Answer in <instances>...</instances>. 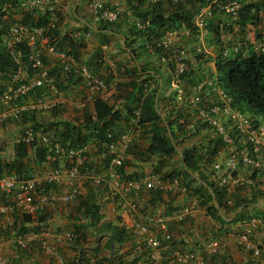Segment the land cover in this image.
I'll return each mask as SVG.
<instances>
[{
	"label": "built area",
	"instance_id": "obj_1",
	"mask_svg": "<svg viewBox=\"0 0 264 264\" xmlns=\"http://www.w3.org/2000/svg\"><path fill=\"white\" fill-rule=\"evenodd\" d=\"M146 1L153 5L162 3L165 8H169V5L170 8H176L178 5L188 3V0ZM246 1L210 0L193 11L189 26L185 23L166 26L162 28V33L158 37L153 38L155 47L161 51V54L157 55L159 63L170 68L172 77L169 86L174 91L176 100L185 103L194 117V122L188 123L187 129L195 132L199 125H206L215 132L223 146L228 148L225 158L214 161L211 167L207 168L208 172L210 168L211 180L226 194L227 204H231L233 193L245 184L238 175L240 167L250 168V175L245 182L258 193H264V121L239 109L233 98L223 90L217 77H203L193 82L190 91L186 92L182 86L181 76L192 71L208 55L216 51L223 58L246 52L243 50L246 47L258 55L264 54V38L251 41L243 34H238L240 12ZM261 1L263 7L259 11V18L262 23L264 0ZM19 4L22 8L48 14V21L41 26H28L18 22L5 25L4 18L10 3L4 2L0 6L2 33L0 42L14 65V70L8 73V78L2 83L0 125L8 121H17L27 113L49 111L60 104L59 89L50 83V69L43 61L45 53L64 59L61 71L65 78L80 79L92 93L100 94L107 91L108 85L105 80L86 65L81 56L59 50L51 43V32L58 26L57 0H21ZM85 12L86 24L72 35L83 42L90 39L91 28L116 22L123 13V8L119 0L112 3L89 0ZM211 23L216 25L215 33L211 31ZM133 24L139 31L149 25L148 21L139 18H135ZM208 34L212 35L214 42L209 43L207 47L204 38ZM235 34H238L237 37ZM184 38L194 42L193 46H188L189 42H185ZM146 48L151 54H155L154 47L148 44ZM99 62L103 64L104 58H100ZM148 86L149 84L145 83V87ZM101 99L105 100L103 96ZM76 106L82 108L84 103L80 102ZM140 115L141 109L137 106L133 109L130 123L125 129H106L104 139L96 140L95 148L97 151L103 149L106 158L103 164L104 175L88 167L89 145L64 144L60 137L50 134L48 130L32 123L27 124L20 141L27 145L35 142L41 144L45 152L44 159L28 178H21L14 171L0 173V195L3 194L7 199L6 203L0 204V215L20 212L29 215L33 219V225H36L35 219L44 213L49 204L57 200L69 203L79 196L85 179L95 186L103 184L101 199L111 203L125 199L132 192H139L142 189L164 192L179 189L180 183L175 178L163 179L157 174L149 173L144 177L125 179L119 173L118 168L122 166L143 130ZM181 189L186 190L185 187ZM193 209L194 206H183L174 213L172 220L182 222L191 215ZM101 210L99 207V212ZM245 224L246 229L233 235V239L237 245L258 255L259 247L251 239V233L255 229L264 232V223L259 217H249ZM154 225L161 230L160 235L154 232ZM132 232L137 240L146 246L153 261L161 260L165 245L173 241L172 234L167 230L165 218L158 213L151 215L146 223L135 225ZM78 236L75 230L70 229L30 228L15 233V246L21 250L35 243L46 255L57 259L61 264H66L59 246L75 241ZM223 247L225 244L215 239L208 243L206 249L209 250L207 252L213 253ZM203 255L181 251L176 253V259L202 263ZM0 264H5L1 255Z\"/></svg>",
	"mask_w": 264,
	"mask_h": 264
},
{
	"label": "crops",
	"instance_id": "obj_2",
	"mask_svg": "<svg viewBox=\"0 0 264 264\" xmlns=\"http://www.w3.org/2000/svg\"><path fill=\"white\" fill-rule=\"evenodd\" d=\"M3 1L10 3V7L5 14L4 23L7 19L11 22H21L23 13L30 11L29 9L20 7L19 3L21 0H17L14 7L11 6V0ZM88 1L57 0L56 20L59 30L57 39L62 46L65 45L63 50L81 56L84 63L105 80L108 85L107 91L101 92L100 94L92 93L88 91L80 79L65 78V75L61 71L64 59L45 53L43 61L50 69V83L59 89L60 104L46 112L27 113L21 119L14 121L12 125L18 133L17 141L20 140L23 129L29 123L37 124L38 127L48 130L52 135H57L58 133L54 127L49 126L50 124L57 125L62 122H69L71 124L82 123L84 117L92 116L94 113L95 100L106 102L108 105L113 106L115 111H119L124 115L125 101L123 98L118 97L119 91L128 88L132 72L136 68L156 67L161 73V77L159 74L157 75L158 78L153 75L147 81L151 84L155 82L159 88L162 98L158 103V108L161 115L171 122V128L176 137V142L178 140L181 141L182 149L180 151L184 149H194L196 151L198 149V151H201V146L211 148V145L209 146L210 142L211 144H216L213 141L215 139L213 131L206 125H199V129L196 132H192L194 135H190L191 132H187L186 127L188 123L194 122V117L190 114L185 103L176 100L174 91L169 86V80L172 77L170 68H167L165 64H160L158 61L159 56L157 54H151L146 49L145 38H136L135 34L133 36L131 35L134 30L133 21L137 17L128 6V0H119L123 8V13L116 22H113V24L110 23L112 24L114 32L95 30L92 32L90 39L87 42H83L84 45L79 48L78 52L70 51L69 46H67V41L70 37L75 39L72 36L73 33L76 30L82 29L86 24L85 9ZM103 1L112 3L114 0ZM131 1L133 2V0ZM143 1L146 5L143 4L140 6L142 9L147 8L148 5L150 6L146 0ZM1 4L2 2L0 6ZM158 7L159 4H151L149 9L156 8L157 10ZM160 7L166 10L161 4ZM154 31L157 35H160L162 28H156ZM187 42H189L187 43L188 46H193L194 44L192 41ZM125 43H131V47L137 49L136 57L131 55L129 49L125 47ZM100 58H104L103 64L99 62ZM213 61L214 56L210 54L209 64L205 70H202L201 74L198 72L199 66L194 67L193 71L186 73L184 78H182V86L187 92L190 91V85L193 82L206 77L209 72L211 73L210 70L213 69ZM200 65L203 66L204 63ZM165 82L168 87L164 85ZM149 90L150 88L147 91ZM101 96L105 100H102ZM80 102H83L84 106L77 108L76 105ZM122 123L123 120L115 121L112 128L122 130L119 128ZM129 123L130 121L128 120L125 122V125L128 126ZM163 124H166L165 120ZM7 126L8 124L3 126L4 129ZM142 126L143 130L136 140L135 147L124 159L122 171L125 176L144 177L151 172L152 168L149 171L150 165L155 164L150 160L155 155L145 161L138 159V143L146 141L148 144L150 138V125L146 124ZM91 140L85 143L90 147L89 154H87L90 169L104 175L103 164L106 158L103 154V149L97 151L94 146V141ZM193 145L198 148L192 147ZM216 145V154L212 158L213 162L225 158L228 151L226 146L219 143ZM175 154L178 155L179 153L176 152ZM158 158H161V156L158 155ZM202 161L203 163L199 164V171L212 181L210 168L209 172L207 170L210 165L205 160ZM174 170L179 171L177 169H173L172 171ZM250 172V168L240 167L238 175L243 179L245 184L239 187L233 195L251 199L253 202L245 209L241 208L242 211H239L240 217L238 220L223 223L207 215L205 208L199 205L197 197L190 194L187 190L174 189V193L178 191L176 193L177 195L169 196L172 191L167 194L160 191L152 193L151 191L142 189L139 192H132L127 198L121 201L111 203L103 201L100 198L103 192V185L95 186L85 179L82 183L80 195L72 199V201L63 203L57 200L49 204L43 213L46 215L44 222L37 223L36 225H33L32 222L24 223L21 220V215L23 214L20 215V213L15 211L0 215V255L3 257L5 264H61L57 259L42 252L35 243L29 244L25 249L18 250L15 246V233L12 230L15 222L16 226L23 228V230L30 228L38 229V226L39 229L76 230L79 239L83 228L86 234V241L83 244L80 243V246L84 248L83 257L92 263L97 258L114 255L125 264H128L133 259H137V262L140 264H264V232L261 229L252 230L251 233V239L259 247L258 255L237 245L233 239L235 233H242L246 229L245 222L249 217H259L264 223V193H258L245 182ZM5 198L3 194L0 195V204L7 201ZM84 202L95 204L97 207L102 208L98 223L93 224L91 222L90 217L83 212L84 207L79 210L81 203ZM185 205L190 207L194 206L191 215L182 222L172 220L174 213L178 212ZM156 213L161 214L165 218L167 230L173 236V241L165 245L162 252L163 258L159 261H153L150 258L146 246L141 244L132 232V228L135 225L146 223L148 218ZM231 219L233 218L230 217L229 220ZM118 221L127 229L128 237L123 243L115 244L110 239V230L106 226L116 224ZM77 226L81 232L77 231ZM153 228L157 235L161 234V230L157 225H154ZM213 239L223 242L225 247L213 253L207 252L209 250L206 249V246ZM77 242L79 241L63 243L59 246L61 256L66 264H73L77 259V255H79V250L76 249L77 246L75 244ZM181 251L204 254L203 262L179 261L176 259V253ZM117 263L118 259L116 258L114 264Z\"/></svg>",
	"mask_w": 264,
	"mask_h": 264
},
{
	"label": "trees",
	"instance_id": "obj_3",
	"mask_svg": "<svg viewBox=\"0 0 264 264\" xmlns=\"http://www.w3.org/2000/svg\"><path fill=\"white\" fill-rule=\"evenodd\" d=\"M17 0H11V6L16 5ZM210 0H188L185 5H178L176 8H170L169 10H163L160 7L142 9L140 6L144 3L143 0H128V6L132 9V12L137 18L142 21H148L149 25L144 30H137L134 27L132 36L135 34L136 38H145L146 46L149 44L154 47L155 55H160L161 51L155 47L153 38L158 37L154 29L164 28L166 26H176L177 24L185 23L190 25V16L193 11L201 4H206ZM4 1L0 0V3ZM157 4V5H158ZM259 4H247L243 6L240 13L241 18L239 20L240 25H244L247 22H253L258 16ZM164 11V12H162ZM48 21V14L40 13L36 10H30L24 12L21 18V23L28 26H41L45 25ZM113 24V23H112ZM112 24L107 23L102 26L97 25L88 29L91 32L95 30H104L114 32ZM212 32H216V25H212ZM137 31H136V30ZM3 32V31H2ZM50 36L51 43L55 45L59 50H63L65 45H61L58 42L57 35L59 33L58 27L53 29ZM0 31V37H1ZM151 34V36H150ZM156 34V35H155ZM64 42V41H63ZM144 42V43H145ZM132 43V42H131ZM131 43H125V47L129 49L132 56L136 57V50L131 47ZM84 43L81 39L75 40L69 38L67 46H69L71 52H78L79 48L83 47ZM136 45V44H135ZM145 49V48H144ZM147 49V48H146ZM66 51V50H63ZM69 52V51H66ZM136 59V58H135ZM217 73L222 88L232 96L236 105L245 107L251 111V113L264 121V55H256L250 51L248 55H236L234 57H217L215 61ZM14 70V65L9 57V54L4 49L0 42V85L1 81L8 78V73ZM161 77V73L156 67L150 68H136L132 72V77L128 83L126 90H120L118 97L123 98L125 101V114L122 115L119 111H115L113 106L108 105L101 100L94 101V113L92 116L84 117V121L80 124H71L69 122H62L56 124H50V127H54L57 131V136L61 138L64 144L70 146H78L87 143L90 139L95 141L96 139H104V132L106 129H112L115 121L123 120L127 122L131 118L132 111L135 107L139 106L141 109L140 123L142 125H150L149 143L146 147L142 148L138 153V159L141 161L148 160L151 156L160 155L162 157H170L177 152V142L174 132L171 128V122L161 115L158 108L161 94L159 88H152L149 91H144L145 82L151 79L153 75ZM182 75L181 78H184ZM162 118H164L166 124H163ZM54 125V126H53ZM37 126V124H36ZM215 142V141H214ZM217 144V143H216ZM215 143L209 144L210 147H206V152L202 156L197 153L196 150L184 149L181 151L180 161L181 170L172 171L165 175V177L173 178L182 176V181L185 183V187L190 194L197 197L199 205L205 208L206 214L211 218L217 220L220 223L228 221H236L240 217V212L231 220L229 218L239 208L245 209L253 201L251 199L242 198L239 196H232V203L227 204V196L223 189L216 185L213 181H210L208 177L199 171V164L204 156L213 157L217 147ZM131 147V150L135 147ZM28 148L32 149L35 153L33 163H25ZM130 150V151H131ZM44 148L39 143H32L27 145L20 142L18 145L17 155L11 161L0 160V173L14 171L21 178L31 177L36 167L44 159ZM207 160V159H206ZM123 166V164H122ZM122 166L118 168L119 173L123 178H131V176L123 175ZM90 167V164H88ZM33 168V169H32ZM152 193L158 192L156 190H147ZM84 207V213H86L93 224L98 223L100 220L98 207L95 204L88 202L81 203L79 210ZM241 209V211H242ZM20 217V216H19ZM21 220L24 223L32 222V218L29 215H21ZM46 219L45 214L37 216L35 221L37 223L44 222ZM39 228V226H38ZM110 230V239L116 243H123L128 237L127 229L119 223L109 224L106 226ZM77 231L79 227H76ZM14 233L23 231V228L17 227L14 222L12 226ZM81 232V231H80ZM76 244V249L79 250V255L73 264H114L116 258L117 264H125L117 256H108L97 258L93 263L86 260L83 257L84 248L80 245L86 241V234L82 228L80 239ZM81 243V244H80ZM74 245V244H73ZM110 246V244H108ZM107 245V247H108ZM81 248V249H80ZM128 264H137V259H133Z\"/></svg>",
	"mask_w": 264,
	"mask_h": 264
},
{
	"label": "rangeland",
	"instance_id": "obj_4",
	"mask_svg": "<svg viewBox=\"0 0 264 264\" xmlns=\"http://www.w3.org/2000/svg\"><path fill=\"white\" fill-rule=\"evenodd\" d=\"M166 9L169 10V8H166ZM120 16H122V14ZM6 23L10 24V23H13V22H11L10 20L7 19L4 24L7 25ZM238 34H240V33H238ZM238 34H235V37H237ZM243 35H244V37L246 36L251 41H252V39H257V38H260V37L264 36V22L258 24L257 26H255L254 28H251L250 30L249 29L245 30L243 32ZM240 36H238V38ZM183 40L185 42H187V40H189V39L184 38ZM213 42H214V39H213L211 34H208L207 36H205L204 44L207 47H208L209 43H213ZM205 69H206V66H199L198 67L199 74H201L202 70H205ZM4 81L5 80L1 81L0 92H1V90L3 88L2 83ZM164 85L166 87H168L166 82L164 83ZM243 108L246 111V113L251 114L250 110H248L245 107H243ZM12 123H14V121H8L7 123L0 125L1 126L0 127V160L11 161L17 155V150H18V145L20 143V140L17 141L18 133H17L16 129H14ZM7 124H8L7 128L4 129L3 126H6ZM126 126L127 125H125V122L123 121V123L121 124V126H119V128L120 129H124V127H126ZM190 135H194V134H190ZM91 141H93V140H91ZM177 144H178V149L179 150L182 149L180 140L177 141ZM138 145L139 146H137V148L140 151L142 148L147 146V142L146 141H144V142L142 141V142H139ZM192 147H196V146L193 145ZM196 148H198V147H196ZM200 149H201V151H198V149H197V153H200L203 156L204 153L206 152V146L205 147L201 146ZM33 154H34V151L29 148L27 156H26V158L24 160L25 163H30V164L33 163V161H34V155ZM150 160L153 161L155 164H151L150 165L149 171L152 168L151 172L154 173V174L160 175L162 178L165 177V175H167L168 173H170V171H172L173 169H177V170L181 169V161H180V158L178 157L177 154H173L170 157H162L161 156V158H158V155H155L154 157H151ZM202 160H205L206 163H209V164L211 162L213 163L211 157H203ZM202 160H201L200 164L203 163ZM169 169H171V170H169ZM175 178H177L183 185H185V183L182 181V176H178V177H175ZM176 193H178V191H175V193L171 192V194H169V196L170 195H177ZM18 216H20V215H18Z\"/></svg>",
	"mask_w": 264,
	"mask_h": 264
},
{
	"label": "clouds",
	"instance_id": "obj_5",
	"mask_svg": "<svg viewBox=\"0 0 264 264\" xmlns=\"http://www.w3.org/2000/svg\"><path fill=\"white\" fill-rule=\"evenodd\" d=\"M242 1H246V0H242ZM158 4V3H157ZM247 4H259L260 5V9L258 10V16H257V18L253 21V22H247V23H245L243 26L242 25H240V31H239V33L240 34H243V32L245 31V30H250L251 28H254L255 26H257L258 24H260L261 22H260V18H259V11H261L262 10V7H263V1H259V0H252V1H246L245 3H244V5L243 6H245V5H247ZM151 5V4H150ZM161 5H162V3H161ZM164 6V5H163ZM164 7H166V6H164ZM32 10H35V9H32ZM167 10V9H166ZM37 11V10H36ZM242 11V10H241ZM241 13V12H240ZM240 18H241V15H240ZM140 19V18H139ZM240 20V19H239ZM18 23H21V22H18ZM247 25H249L250 26V28H249V26H247ZM58 27V26H57ZM212 31V30H211ZM215 33V32H214ZM264 38V36H262V37H260V38H257V39H253V40H261V39H263ZM211 44V43H210ZM246 48H248L247 50H246ZM245 49L243 48V50H245L246 52H244V51H242V52H239V53H237V54H235V55H231L230 57H234V56H236V55H243V56H246V55H248V53L251 51V50H249V47H246ZM256 54V53H255ZM256 55H258V54H256ZM261 55H264V54H261ZM212 56H214V61H213V69H211L210 71H211V73L209 74H207L206 76H214V77H217V79L219 80V75H218V73H217V70H216V66H215V61L217 60V57L219 56V54H217V51L216 52H214L213 54H212ZM219 57H221V56H219ZM209 58H210V55H208L202 62H200L199 63V65L198 66H201L200 64H202V63H204V65L203 66H208V62H209ZM193 71V70H192ZM50 72V71H49ZM191 72V71H190ZM186 75V74H185ZM156 78H158V77H156ZM145 83H147V85L149 84V86L148 87H145V89H144V91H146L147 92V90L150 88V89H152V88H157L158 86H157V84L155 83V82H153L154 83V85L153 86H151L152 84L151 83H149L148 81L147 82H145ZM219 83H220V80H219ZM220 85H221V83H220ZM222 87V86H221ZM224 90V89H223ZM186 91V90H185ZM225 91V90H224ZM187 92V91H186ZM226 92V91H225ZM228 94V93H227ZM174 95H175V93H174ZM231 96V95H230ZM232 97V96H231ZM234 100V99H233ZM234 104H235V102H234ZM236 105V104H235ZM239 109H242V110H244V108L243 107H240V106H238V105H236ZM245 111V110H244ZM252 114V113H251ZM253 115V114H252ZM129 121H130V119H129ZM35 125V124H34ZM186 125V124H185ZM179 126V125H178ZM112 129H114V130H119V129H115V128H112ZM199 129V126H198V128H197V130ZM186 130H187V132L188 133H190V131L187 129V127H186ZM196 130V131H197ZM212 130V129H211ZM195 131V132H196ZM213 131V130H212ZM213 133H214V136H215V139H213V141H215L216 143H219V144H221V145H223L222 143H221V141H220V139L217 137V135L215 134V132L213 131ZM191 134H194V133H192L191 132ZM97 140V139H96ZM96 140L94 141V144H95V142H96ZM21 142V141H20ZM23 143V142H22ZM177 150H179L178 149V147H177ZM180 151V150H179ZM178 152V151H177ZM181 152V151H180ZM215 154H216V152H215ZM215 154H214V156H215ZM33 155H35V153L33 154ZM179 155V154H178ZM179 158H180V155H179ZM213 158V157H212ZM124 162V161H123ZM207 164H209V163H207ZM209 165H212V162L209 164ZM36 168L37 167H34V171H36ZM33 171V172H34ZM4 173V172H3ZM152 173V172H151ZM158 175V174H157ZM160 176V175H159ZM173 178H175V177H173ZM173 178H168V177H163V179H173ZM175 179H177V178H175ZM178 180V179H177ZM179 181V180H178ZM179 189H181L182 187H185V185H183L180 181H179ZM215 183V182H214ZM216 184V183H215ZM103 185V184H102ZM102 185H100V186H102ZM217 185V184H216ZM186 188V187H185ZM186 190H187V188H186ZM185 190V191H186ZM102 191H103V188H102ZM156 191H159V190H156ZM160 192H164V191H160ZM171 191H168V192H165V193H170ZM173 192V191H172ZM103 193V192H102ZM102 193H101V196H102ZM101 196H100V198H101ZM232 197V196H231ZM6 199V198H5ZM122 200V199H121ZM120 200V201H121ZM232 201V200H231ZM109 202V201H108ZM118 202V201H117ZM6 203V202H5ZM116 203V202H115ZM232 203V202H231ZM4 204V203H3ZM18 213H20V212H18ZM98 213L99 214H101V212H99V207H98ZM43 214V213H42ZM21 215V214H20ZM189 217V216H188ZM188 217H186L185 219H187ZM231 218H232V216H231ZM184 219V220H185ZM183 220V221H184ZM76 231V230H75ZM234 235H236V233L234 234ZM78 238H79V236H78ZM213 240H215V239H213ZM138 263V262H137Z\"/></svg>",
	"mask_w": 264,
	"mask_h": 264
},
{
	"label": "water",
	"instance_id": "obj_6",
	"mask_svg": "<svg viewBox=\"0 0 264 264\" xmlns=\"http://www.w3.org/2000/svg\"><path fill=\"white\" fill-rule=\"evenodd\" d=\"M177 151H178L179 155H181V152H180L179 150H177ZM241 208H242V207H239V208L234 212V214L232 215V218H234V217L239 213V211L241 210Z\"/></svg>",
	"mask_w": 264,
	"mask_h": 264
}]
</instances>
